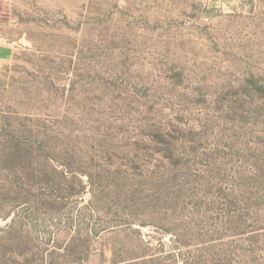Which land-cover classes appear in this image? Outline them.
<instances>
[{
	"label": "rangeland",
	"instance_id": "374dc122",
	"mask_svg": "<svg viewBox=\"0 0 264 264\" xmlns=\"http://www.w3.org/2000/svg\"><path fill=\"white\" fill-rule=\"evenodd\" d=\"M0 264H264V0H0Z\"/></svg>",
	"mask_w": 264,
	"mask_h": 264
},
{
	"label": "crops",
	"instance_id": "0c3cea01",
	"mask_svg": "<svg viewBox=\"0 0 264 264\" xmlns=\"http://www.w3.org/2000/svg\"><path fill=\"white\" fill-rule=\"evenodd\" d=\"M9 55V48L6 45H3L0 41V62L7 60Z\"/></svg>",
	"mask_w": 264,
	"mask_h": 264
},
{
	"label": "trees",
	"instance_id": "16d2710c",
	"mask_svg": "<svg viewBox=\"0 0 264 264\" xmlns=\"http://www.w3.org/2000/svg\"><path fill=\"white\" fill-rule=\"evenodd\" d=\"M119 262L112 261V264H118Z\"/></svg>",
	"mask_w": 264,
	"mask_h": 264
}]
</instances>
